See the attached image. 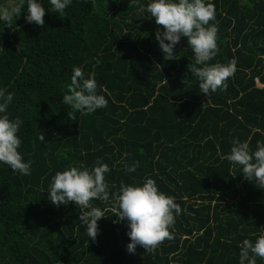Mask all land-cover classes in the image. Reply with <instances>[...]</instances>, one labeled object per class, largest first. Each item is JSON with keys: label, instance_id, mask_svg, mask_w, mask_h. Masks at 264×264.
Segmentation results:
<instances>
[{"label": "trees", "instance_id": "trees-1", "mask_svg": "<svg viewBox=\"0 0 264 264\" xmlns=\"http://www.w3.org/2000/svg\"><path fill=\"white\" fill-rule=\"evenodd\" d=\"M5 1L0 10L19 3ZM150 2L72 0L60 17L40 0L44 26L26 22V12L11 25L0 20V88L14 94L6 114L23 121L18 152L32 161L29 175L0 163V264H239L243 240L264 235V189L225 158L234 139L251 151L264 142V0H205L218 28L208 63L236 60L227 89L208 97L188 69L187 37L174 48L178 59L164 60ZM75 67L95 79L106 108L85 115L63 103ZM98 159L110 169L109 200L91 201L105 212L93 242L79 220L90 209L57 207L49 189L57 172L91 170ZM149 178L181 212L173 239L132 254L127 222L114 223L111 209L121 183Z\"/></svg>", "mask_w": 264, "mask_h": 264}, {"label": "clouds", "instance_id": "clouds-1", "mask_svg": "<svg viewBox=\"0 0 264 264\" xmlns=\"http://www.w3.org/2000/svg\"><path fill=\"white\" fill-rule=\"evenodd\" d=\"M83 2L87 4L89 0ZM71 3L72 0H50L51 11L63 17L66 7ZM24 4L25 0H19L14 7L0 10V20L11 25L14 18H19L22 12H26V22L44 26L45 7L37 3V0H26L25 11ZM147 12L155 18L157 26H163V31L157 28L155 38L164 53L165 61L178 59L174 48L182 37H187L188 47L194 52L195 58L194 64L188 65V69L200 81V92L208 97L218 89H227L226 81L236 72V60L232 59L227 65L208 63L218 52V28L215 24H210L215 20V7L212 3L206 4L205 0H152L147 5ZM96 63L99 64L100 61L97 60ZM182 82L186 83V79ZM67 89L68 94L63 96V103L69 105L73 112L80 111L87 115L108 105L105 96L97 94L95 79H86L80 67L73 69ZM13 95L0 88V114H3L0 115V163L7 165L13 172L29 175L32 161L23 162L18 152L22 141L17 133L23 121L19 117L10 120L6 114ZM39 139L44 142L45 136H40ZM232 145L230 154L225 158L241 167L245 179L264 189V142L258 141L255 151H251L249 144L239 139H234ZM96 165L91 170L70 167L57 172L49 189V201L57 207L75 202L80 209H90L82 211L79 220L86 226L87 235L93 242L99 231L97 222L105 217V212L92 207L91 201L109 200L105 173L110 169L99 159ZM136 166L138 162L133 166H126V171H135ZM115 199L117 204L111 210L118 219L114 223L127 222L130 229L127 233L130 238L127 245L129 253L134 254L137 246L152 252L166 239L174 238L169 229L174 225L175 216L180 214L181 208L174 202V198L158 190L153 179H146L142 186L121 183ZM258 257L264 260V235L254 244L244 239L240 246L239 264H245L246 261L247 264H257Z\"/></svg>", "mask_w": 264, "mask_h": 264}, {"label": "rangeland", "instance_id": "rangeland-1", "mask_svg": "<svg viewBox=\"0 0 264 264\" xmlns=\"http://www.w3.org/2000/svg\"><path fill=\"white\" fill-rule=\"evenodd\" d=\"M13 2V0H6L3 5L7 6L6 4H11ZM262 87H264V85H262Z\"/></svg>", "mask_w": 264, "mask_h": 264}, {"label": "water", "instance_id": "water-1", "mask_svg": "<svg viewBox=\"0 0 264 264\" xmlns=\"http://www.w3.org/2000/svg\"><path fill=\"white\" fill-rule=\"evenodd\" d=\"M40 0L37 1V3H39Z\"/></svg>", "mask_w": 264, "mask_h": 264}]
</instances>
